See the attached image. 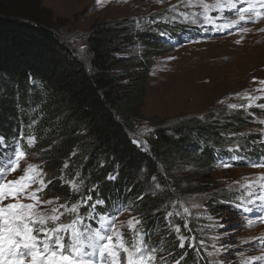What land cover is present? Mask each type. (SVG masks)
I'll return each instance as SVG.
<instances>
[{
	"label": "trees",
	"instance_id": "trees-1",
	"mask_svg": "<svg viewBox=\"0 0 264 264\" xmlns=\"http://www.w3.org/2000/svg\"><path fill=\"white\" fill-rule=\"evenodd\" d=\"M148 30L135 29L130 20L96 24L85 38L84 57L83 43L54 25L40 0H0V165L17 146L34 152L47 184L41 198L77 205L85 224L93 213L112 216L130 208L139 219L145 251L167 253L151 264H208L180 204L216 188L209 176L215 166L264 162V144L256 145L261 137L239 135L251 126L253 115L245 117V111L171 127L156 124L147 147L137 141V129L146 122L142 108L151 57L166 50ZM134 36L146 50L142 61L122 55V43ZM191 165L202 185H193L188 176L176 178ZM152 182L162 191L149 193ZM89 195L92 200L86 201ZM213 198L218 208L234 210L220 204L226 197ZM96 200L104 203L93 209ZM228 200L236 201L233 195ZM170 219L177 230L168 227ZM125 237L132 239L130 233Z\"/></svg>",
	"mask_w": 264,
	"mask_h": 264
},
{
	"label": "rangeland",
	"instance_id": "rangeland-1",
	"mask_svg": "<svg viewBox=\"0 0 264 264\" xmlns=\"http://www.w3.org/2000/svg\"><path fill=\"white\" fill-rule=\"evenodd\" d=\"M40 2L51 11L54 25L62 27L65 35L74 37L78 43H83H80L83 56L85 38L99 23L130 20L135 29L144 31L149 29L148 31L156 33L163 49L166 50L151 57L152 67L142 108L146 122L137 129V141L143 146L147 147L146 141L156 124L171 127L183 121L201 119L210 114L226 111L236 113L245 111L247 113L245 117H250L251 113L253 115L251 126L241 130L239 135H250L255 139L261 137L260 140H256V145L264 144V84L260 83L264 81V31H261L264 29V15L258 17L247 14L248 23L245 24L239 20L235 12L225 10L221 16L219 10L210 7L207 16L216 18L213 25L204 18L203 3L215 5L217 0H203V3L201 0H191V3L189 0H40ZM244 6L246 5L238 4L237 9ZM257 11L264 13V9H260L258 5ZM231 20H235L236 26L224 28L223 25ZM251 20L258 22L252 23ZM158 24L171 28L156 30L154 26ZM242 27H246L247 31L240 30ZM122 44L125 48L122 55L138 61L145 57L146 50L135 36L126 38ZM123 69L128 68L123 66ZM229 105L237 107L231 108ZM17 151H22L19 146L16 147L15 153ZM8 161L7 159L3 166L0 165V169H5L3 179L6 181L16 180L25 175L29 165H33L42 170L43 180L47 185L42 163L34 152L25 153L15 172L6 170ZM223 165L221 163L215 166L209 173L216 188L205 189L203 194L184 198L180 204L183 213L200 237L201 250L208 264H264V219L260 218L264 204L261 201L254 204L245 203L244 207L253 208L251 213H244L236 207L242 199L245 201L251 199L244 195L245 192L251 191L253 194L264 192V167H254L248 163L238 167ZM194 172L192 165L186 169L181 168L177 171L176 178L188 176L195 180ZM31 175L32 173H29V176ZM138 180L147 185L143 175H138ZM193 183L202 185L197 179ZM151 186L149 193L162 191L154 182ZM45 187L36 192L39 184H33L27 191L36 192L40 197L41 203L36 205V211L51 216L54 214L52 209L55 208L58 209L56 215L62 213L59 220L55 222L49 220L47 227H55L69 216H77V213H80V208L76 212H71L69 209L72 207H61L64 204L58 203L57 200L41 198L40 193ZM232 195L236 201L230 203L228 199ZM213 196L221 199L226 197L220 204L229 203L234 210L218 208L213 203ZM48 200L52 203H43ZM15 202L9 198L4 204ZM19 202L36 204L35 201L22 197L19 198ZM185 208L188 209L187 212ZM168 222V227L177 230L172 219ZM112 223L115 224L113 242L117 247L121 242L117 239V234L129 247L132 244L139 245L142 238L137 230L140 222L135 210L128 208ZM127 233L132 235V239L125 237ZM165 255L167 253L164 251L159 255L155 254V259H166L168 256ZM125 256L121 250L118 264H125ZM108 264H112V261L109 260Z\"/></svg>",
	"mask_w": 264,
	"mask_h": 264
},
{
	"label": "snow or ice",
	"instance_id": "snow-or-ice-1",
	"mask_svg": "<svg viewBox=\"0 0 264 264\" xmlns=\"http://www.w3.org/2000/svg\"><path fill=\"white\" fill-rule=\"evenodd\" d=\"M189 2L191 3V0ZM238 4L246 6L237 9ZM257 5L260 9H264V0H255V2L252 0H217L215 5L203 3V15L206 21L214 25L216 18L207 16L208 9L211 7L219 10L221 16L227 10L228 12H235L239 20L247 24V14H254L258 17L264 15V13L257 11ZM224 19L228 20L227 17ZM249 19H251L250 15ZM251 22L257 23L258 21L251 20ZM235 26V20L223 25L224 28ZM240 30L247 31V28L242 27ZM260 83L264 84V81H260ZM246 98L252 99V97ZM229 107L236 108L237 105H229ZM24 157V152L17 151L9 159L6 170L15 172L19 167L20 160ZM223 166L229 167L230 165L224 164ZM254 166L264 167V165ZM4 171L5 169H0V264H108L109 260L112 261V264H118L121 250L126 254L125 264H150L155 259L156 250L152 249L150 252H146L143 238L139 245L132 244L129 247L117 234V239L121 242L118 247L114 244L115 224L112 222L127 209L120 208L112 216L105 213L98 215L93 213L88 218V224H85L83 218L78 215L71 224L47 227L49 220L53 222L59 220L62 213L56 215L58 209L55 208L52 209L54 214L51 216L36 211V205L41 203L36 192L46 186L42 170L38 166L29 165L25 175L12 181L3 179ZM29 173L32 175L29 176ZM33 184H39V188L36 189V192H28L27 189ZM248 187L250 189L251 185ZM244 195L251 197V199L247 201L242 199L236 207L245 213L253 211L251 207H244L245 203L254 204L256 201H261L264 204V192L253 194L251 191H247ZM21 197L33 200L36 204L20 203L19 198ZM9 198L16 202L4 204V201ZM85 200L91 201L92 196H87ZM43 203L51 204L52 201H43ZM103 203L102 200H96L90 207L94 209ZM61 207L66 206L61 205ZM77 207V205H73L69 211L76 212ZM184 210L185 212L188 211L187 208ZM261 211L262 216L260 218L264 219V208Z\"/></svg>",
	"mask_w": 264,
	"mask_h": 264
}]
</instances>
